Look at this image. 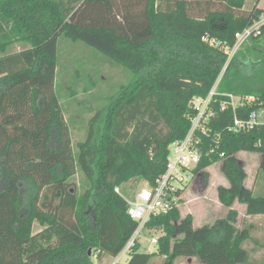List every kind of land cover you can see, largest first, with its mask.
<instances>
[{
  "label": "trees",
  "instance_id": "trees-1",
  "mask_svg": "<svg viewBox=\"0 0 264 264\" xmlns=\"http://www.w3.org/2000/svg\"><path fill=\"white\" fill-rule=\"evenodd\" d=\"M256 2L244 10V0H0V264H92L93 251L98 259L115 256L137 226L119 186L133 176L154 182L169 144L186 135L197 114L192 99L206 96L218 78L193 172L204 174L224 158L228 186L218 188L219 201L231 207L237 200L247 215H264V194L243 185L236 156L260 154L264 171V122L230 130L226 95L254 97L236 108L240 118L264 108V26L225 70L224 48L209 42L232 47L237 32L264 16ZM59 37L82 41L133 74L90 118L74 155L54 91ZM16 43L24 46L13 49ZM75 164L88 182L80 194L67 181ZM235 215L197 228L189 214L178 221L175 207L151 216L146 226L165 231L157 251L140 252L136 244L122 264H147L155 254L264 264L251 262L242 246L248 230L234 227ZM33 221L42 226L35 233Z\"/></svg>",
  "mask_w": 264,
  "mask_h": 264
},
{
  "label": "rangeland",
  "instance_id": "rangeland-1",
  "mask_svg": "<svg viewBox=\"0 0 264 264\" xmlns=\"http://www.w3.org/2000/svg\"><path fill=\"white\" fill-rule=\"evenodd\" d=\"M256 0H244V10H250ZM257 6L264 8V0H258ZM241 47L251 45L247 41ZM260 47L264 48V37L258 41ZM23 47L16 43L13 49ZM229 54L232 53L228 50ZM234 55V54H233ZM228 57L226 65L233 57ZM57 67L54 80V91L66 122L71 150L74 155L76 144L83 141L88 130V122L95 112L108 103L109 97L115 95L122 84H127L133 78V74L125 67L99 53L94 48L82 41H75L65 37L57 40ZM255 61L254 57L250 58ZM250 74L247 71L246 75ZM237 96V95H236ZM236 100V99H235ZM260 119L264 121V108L259 112ZM237 158L242 161L246 178L243 185L253 191L254 195L264 194V171L259 168L260 154L256 152L239 151ZM224 158H219L200 172L190 173V180L186 182L181 192L177 208L178 221L188 214L192 217L193 227L202 225H213L218 220L225 219L230 211L236 212L234 227L238 230H248L244 246L253 263L264 260V215H247L245 204L234 201L231 207H225L218 199L217 190L221 186H228V180L222 171ZM193 175V176H192ZM71 188H75L77 194L82 193L88 182L80 169L75 164L74 173L68 178ZM147 181L143 178L133 176L123 182L119 188L124 196L131 198L133 193L145 185ZM42 226L33 221L32 231L38 232ZM158 235H165V231L157 232ZM152 233L143 232L140 238V252L152 253L157 251L158 244H150L149 239ZM125 246L122 248L124 249ZM122 251V250H121ZM91 253V250H90ZM120 253V252H119ZM119 254L102 255L96 258L94 251L91 254L92 264H110L116 260ZM128 254L124 253L119 257L121 263H125ZM147 264H200L196 257L176 256L170 258L164 255H153Z\"/></svg>",
  "mask_w": 264,
  "mask_h": 264
},
{
  "label": "built area",
  "instance_id": "built-area-1",
  "mask_svg": "<svg viewBox=\"0 0 264 264\" xmlns=\"http://www.w3.org/2000/svg\"><path fill=\"white\" fill-rule=\"evenodd\" d=\"M264 26V16H261L257 21L250 26L244 28L235 34V43L232 47L223 46L220 42L211 39L209 42L215 46H221L224 51L231 57L252 34H260L261 28ZM207 40L206 37H202ZM228 50L232 53L229 54ZM226 64L223 67L225 70ZM219 78L204 97L195 96L192 99V106L197 110V114L191 119V126L186 135L181 139L171 141L168 146V156L166 160L165 170L160 173L152 184L146 183L137 189L131 198L123 195L127 203V214L133 220L137 221V226L132 235L117 254L119 256L110 264H122L119 257L124 253H129V250L136 244L140 245V238L143 232H151L152 236L149 239L150 244H158L161 234L157 232L164 231L161 227H147L146 222L151 216H158L167 213L172 208L178 206L181 192L184 189L186 182L190 180L189 174L199 164L202 156V135H207L208 130L205 126L206 121L213 116L214 112L211 107L215 100L217 92V84ZM229 97L231 109L234 113L232 122L229 126L232 131L248 130L255 125L264 122L260 119L259 112L252 111L248 117L240 118L236 114V108L244 107L248 102L254 100L253 96H236L233 94H226ZM236 99V100H235ZM226 107L224 101H220V110ZM199 131L200 134L196 133ZM213 151L214 149H210ZM193 176V175H192ZM115 191L119 192V188L115 187ZM127 261V259H126Z\"/></svg>",
  "mask_w": 264,
  "mask_h": 264
},
{
  "label": "crops",
  "instance_id": "crops-1",
  "mask_svg": "<svg viewBox=\"0 0 264 264\" xmlns=\"http://www.w3.org/2000/svg\"><path fill=\"white\" fill-rule=\"evenodd\" d=\"M260 7V6H259ZM18 49H19V47H18ZM10 50V49H9Z\"/></svg>",
  "mask_w": 264,
  "mask_h": 264
},
{
  "label": "water",
  "instance_id": "water-1",
  "mask_svg": "<svg viewBox=\"0 0 264 264\" xmlns=\"http://www.w3.org/2000/svg\"><path fill=\"white\" fill-rule=\"evenodd\" d=\"M89 253H90V251H89Z\"/></svg>",
  "mask_w": 264,
  "mask_h": 264
}]
</instances>
